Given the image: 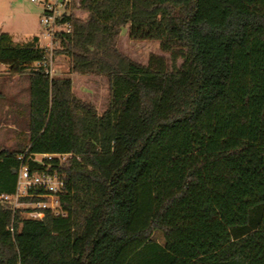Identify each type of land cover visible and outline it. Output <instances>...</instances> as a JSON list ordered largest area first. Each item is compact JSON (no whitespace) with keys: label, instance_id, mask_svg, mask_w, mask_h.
I'll list each match as a JSON object with an SVG mask.
<instances>
[{"label":"trees","instance_id":"trees-1","mask_svg":"<svg viewBox=\"0 0 264 264\" xmlns=\"http://www.w3.org/2000/svg\"><path fill=\"white\" fill-rule=\"evenodd\" d=\"M73 9L52 51L0 32V64L28 74L31 95L29 144L0 149V195L16 192L23 163L66 174L60 213L24 217L0 200V264H264V0ZM126 26L168 55L129 57ZM51 54L108 79L103 113L50 74Z\"/></svg>","mask_w":264,"mask_h":264},{"label":"rangeland","instance_id":"rangeland-1","mask_svg":"<svg viewBox=\"0 0 264 264\" xmlns=\"http://www.w3.org/2000/svg\"><path fill=\"white\" fill-rule=\"evenodd\" d=\"M76 14L83 18L88 16L87 12L79 7L76 8ZM42 16V7L30 0H0V32H8L15 42L21 43L30 40L34 36H39L41 45L48 46L52 51L56 47V43L53 42V37L48 35L47 28L41 24ZM118 47L132 59L144 64L148 63L153 53L168 55L162 51L159 40L132 39L129 36L128 26L122 28ZM46 66L54 77H71L74 94L93 103L100 114L107 109L110 100V86L104 75L80 74L71 71L70 59L64 54H51ZM7 75L14 74L8 73V67L0 64L1 79ZM15 75H27L29 77L28 74ZM24 81H19L16 91L10 84L3 85L0 89L4 92L2 103L5 106L1 109L3 110L1 116L8 122H15L20 131L16 134L12 131L8 132L6 127H0V149H9L7 146H13L14 143H17L19 148L25 149V144L30 137L28 132V121L30 119V107L27 101L28 86ZM16 105L18 110H16ZM37 157L42 159V156ZM23 202L25 201L20 200L17 207L24 209L26 206H23ZM22 215L27 216L25 212ZM157 237L162 240L161 235L157 234Z\"/></svg>","mask_w":264,"mask_h":264},{"label":"built area","instance_id":"built-area-1","mask_svg":"<svg viewBox=\"0 0 264 264\" xmlns=\"http://www.w3.org/2000/svg\"><path fill=\"white\" fill-rule=\"evenodd\" d=\"M30 1L42 7L41 24L47 28L49 36L54 37L58 31H69L71 29V23L62 21V19L72 13L77 0ZM44 65H47V61L44 62ZM37 156H42V159L59 157L62 161H66L72 155L70 153L36 155V159L41 161L42 159H38ZM19 157L22 158V156ZM65 177V173L39 171L31 169L28 164L23 163L19 170L16 192L1 194L0 200L5 206L14 210L20 209L17 207L20 200L25 201L22 204L26 207L21 210L22 213L27 214L26 217L43 219L49 210L60 213L59 194L65 187ZM24 198L28 199L24 200ZM8 229L13 230V227H8Z\"/></svg>","mask_w":264,"mask_h":264},{"label":"crops","instance_id":"crops-1","mask_svg":"<svg viewBox=\"0 0 264 264\" xmlns=\"http://www.w3.org/2000/svg\"><path fill=\"white\" fill-rule=\"evenodd\" d=\"M2 76H0V89L3 85L6 84H10L12 86V88L16 91V89L18 88L19 85V81L20 80H25L24 83H27L28 86V94H27V101H28V105L30 107V86H29V77L27 75H7V76H3V79H1ZM23 82V81H22ZM4 92H2L0 90V127H6L8 132H13V133H19V128H17V125L15 122H8L6 119L4 120V118L1 116V113L3 112V107H5L3 105V94ZM16 94V93H15ZM16 110H18L17 105H16ZM30 121V119H29ZM28 121V123H29ZM29 132V131H28ZM29 136V133H28ZM30 141V137L27 141V143L25 144V148L27 147V145L29 144ZM10 150H14V151H21L23 150L21 147L19 148L17 143H14L13 146H7Z\"/></svg>","mask_w":264,"mask_h":264}]
</instances>
